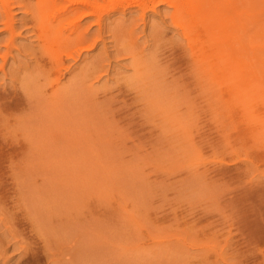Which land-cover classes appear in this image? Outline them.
I'll return each mask as SVG.
<instances>
[{"label": "rangeland", "instance_id": "obj_1", "mask_svg": "<svg viewBox=\"0 0 264 264\" xmlns=\"http://www.w3.org/2000/svg\"><path fill=\"white\" fill-rule=\"evenodd\" d=\"M12 1L0 264H264V0H109L81 51L42 32V0Z\"/></svg>", "mask_w": 264, "mask_h": 264}, {"label": "bare ground", "instance_id": "obj_2", "mask_svg": "<svg viewBox=\"0 0 264 264\" xmlns=\"http://www.w3.org/2000/svg\"><path fill=\"white\" fill-rule=\"evenodd\" d=\"M1 1V11H0V16H2L3 14H5L6 16V21L4 22L5 24V28L4 30L6 31H10L9 34H10V37H8V39H10V42L9 41H6L8 43V51L6 52V55L4 57V60H7V57L9 56L8 53H13V43L15 41V29H16V24H15V21H14V12L12 11V7L15 3L13 2L12 0H0ZM43 1V4H42V7H43V13L40 14V16L43 18L44 22H46L42 28V32H45L44 34H47V33H51L52 35H54V38L56 39L57 43H60L62 47H66L65 49L67 50H73L76 46L80 47V51L85 49V50H89L91 49L92 47H94L97 43L96 41L93 42L92 44L91 43H85V41H87L85 39L86 37V34L84 33V30L81 29V27L83 28V21L91 16H96L95 20H94V24H96L97 26H99V29H100V26L104 25L103 24V21L104 19L109 16L107 15L106 17H104V15H101L100 11L104 8V9H107V8H113L114 5L117 6L116 4V1H114V3H110L109 1V4L110 5H113L112 7L110 6L109 7V4H105L106 0H42ZM103 2V3H100ZM168 2L169 4H173V6H175L177 8V10L181 13L186 14V12H191L193 15H196V14H205L206 12L204 11L205 10V5H204V1L203 0H136V2L138 3L137 5L133 4L136 6L137 10H141L142 12H144V14L146 13V11L148 9H156V6L157 4H155L156 2ZM203 1V3H202ZM36 2H39L38 0ZM63 2H65L63 4ZM112 2V1H111ZM131 2H135V0L131 1ZM210 2V0H209ZM29 3V2H28ZM42 3V2H41ZM40 3V4H41ZM107 3V2H106ZM168 3H165L166 5ZM35 3H33L34 5ZM37 5H39L38 3H36ZM130 4V3H129ZM159 4V3H158ZM203 4V5H202ZM207 4V3H206ZM210 4V3H209ZM31 4V7L33 6ZM132 3H131V6H133ZM23 6V5H22ZM46 6V7H45ZM120 6V5H119ZM130 6V5H129ZM127 6V7H129ZM130 6V7H131ZM211 7V5H209ZM208 6V7H209ZM213 6V5H212ZM14 7V6H13ZM36 8L37 6H33L32 8ZM54 7L55 10H53L52 12L49 13V9L48 8H51ZM125 7V6H124ZM123 7V8H124ZM126 7V8H127ZM173 7V8H175ZM207 7V6H206ZM209 7V8H210ZM122 8V7H121ZM135 8V7H134ZM29 9V8H28ZM104 9L102 11H104ZM119 9V8H117ZM120 10V9H119ZM128 10V9H126ZM136 10V11H137ZM177 10H174V15H176V12ZM207 10V9H206ZM215 10V9H214ZM213 10V11H214ZM27 11V10H26ZM31 11V10H30ZM34 12V10H32ZM107 11V10H106ZM105 11V12H106ZM114 11V10H113ZM140 11V12H141ZM152 11V10H151ZM156 11V10H155ZM210 11L212 12V9H210ZM216 11V10H215ZM230 11V10H229ZM13 12V13H12ZM28 12V11H27ZM36 12V11H35ZM34 12V13H35ZM139 12V11H138ZM29 13V12H28ZM26 13V14H28ZM149 13V12H147ZM215 13V12H214ZM222 13V12H221ZM244 13V12H243ZM32 14V13H31ZM39 14V13H38ZM107 14H110V13H107ZM143 14V13H142ZM180 14V13H179ZM190 14V13H189ZM209 14V13H208ZM181 15V14H180ZM212 15V14H211ZM217 15V14H216ZM27 16V15H26ZM142 16V15H141ZM145 16V15H144ZM171 16V15H170ZM178 16V14H177ZM202 16V15H200ZM241 16V15H240ZM143 17V16H142ZM186 17V15L184 16ZM206 17V16H205ZM211 16H209L210 18ZM215 17V16H214ZM221 17V16H220ZM242 17V16H241ZM3 18V17H2ZM1 18V19H2ZM35 18V17H34ZM37 18H40L37 16ZM176 18V17H175ZM174 18V19H175ZM200 19L202 17H199ZM208 18V17H207ZM206 18V19H207ZM189 18L185 19V21H188ZM204 16H203V19L201 20H204ZM216 19H218L216 17ZM4 20V18H3ZM36 20V19H35ZM41 20V19H40ZM172 20V19H171ZM220 20V19H218ZM223 20V19H222ZM199 20H197V23H200L198 22ZM190 22V20H189ZM192 22V21H191ZM196 22V21H195ZM222 22V21H221ZM42 23V22H41ZM202 23V22H201ZM206 23V22H205ZM203 23V24H205ZM238 23V22H237ZM194 24V23H192ZM209 24V23H208ZM212 24V23H211ZM240 24V23H239ZM238 24V25H239ZM189 25V24H188ZM187 25V26H188ZM214 25V23H213ZM219 25V24H218ZM42 26V25H41ZM88 26V25H86ZM91 26V23H89V27ZM206 26V24H205ZM208 26H211L210 24ZM215 26V25H214ZM87 27V31H88V28ZM103 27V26H102ZM190 27V26H189ZM213 27V26H211ZM210 27V28H211ZM220 26H218L219 28ZM223 27V25H222ZM91 28V27H90ZM89 28V29H90ZM196 28V27H195ZM214 28V27H213ZM239 28H241L239 26ZM244 28V27H243ZM80 29L83 31L81 32ZM84 29V28H83ZM98 29V30H99ZM212 29V28H211ZM216 29V28H214ZM213 29V30H214ZM220 29V28H219ZM85 30H86V27H85ZM101 30V29H100ZM99 30V31H100ZM210 30V29H208ZM212 30V32H213ZM218 30V29H217ZM221 30V29H220ZM219 30V31H220ZM241 30V29H240ZM243 30V29H242ZM245 30V29H244ZM247 30V29H246ZM90 31V30H89ZM207 31V30H206ZM222 31V30H221ZM220 31V33H221ZM66 32H69L67 35H66ZM101 32V31H100ZM209 32V31H207ZM232 32V31H231ZM89 33V32H88ZM239 32L237 33H230V35L236 37V35H239L238 34ZM223 34V32L221 33V35ZM236 34V35H235ZM40 35V33H39ZM215 35V34H214ZM217 35V34H216ZM215 35V36H216ZM219 35V34H218ZM217 35V37H219ZM44 38L46 35H43ZM42 36V37H43ZM101 36V35H100ZM188 36H190L188 34ZM209 36V35H208ZM212 36V35H211ZM210 36V37H211ZM227 38H228V34L226 35ZM224 36V37H226ZM40 37V36H38ZM48 37V36H46ZM206 37V36H205ZM51 38V37H50ZM49 39V38H48ZM210 39V38H209ZM231 39V37L229 38V40ZM237 39V38H236ZM40 40V39H38ZM218 40V38L216 39V41ZM43 41V40H42ZM16 42V41H15ZM40 42V41H39ZM215 42V41H214ZM227 42H231V41H227ZM10 43V44H9ZM45 43V42H44ZM48 43V42H47ZM123 43V42H122ZM226 43V42H225ZM232 43H233V40H232ZM15 44V43H14ZM53 44H56V43H53ZM59 44V45H60ZM84 44V45H83ZM217 44V43H216ZM231 44V43H230ZM39 45V44H38ZM42 45H43V42H42ZM15 46V45H14ZM48 46V44H47ZM56 46V45H55ZM58 46V45H57ZM125 46V45H124ZM131 46V45H130ZM41 47V46H40ZM54 47V46H53ZM59 47V46H58ZM74 47V48H73ZM16 48V47H15ZM14 48V49H15ZM42 48V47H41ZM46 48V47H45ZM55 48V47H54ZM124 48V47H123ZM128 48V47H126ZM125 48V49H126ZM47 49V48H46ZM56 49V48H55ZM129 49V48H128ZM43 51V50H42ZM57 51V50H56ZM134 52V51H133ZM47 53V51H46ZM125 53V52H124ZM129 53V52H128ZM132 53V52H131ZM49 54V53H48ZM62 58L59 57V60H61ZM3 69V67H2Z\"/></svg>", "mask_w": 264, "mask_h": 264}]
</instances>
